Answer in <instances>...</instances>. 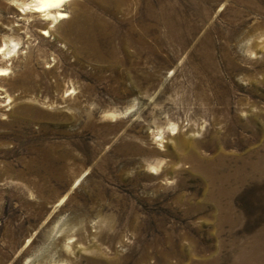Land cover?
<instances>
[{"label": "rangeland", "instance_id": "obj_1", "mask_svg": "<svg viewBox=\"0 0 264 264\" xmlns=\"http://www.w3.org/2000/svg\"><path fill=\"white\" fill-rule=\"evenodd\" d=\"M36 3L0 0V264H264V0Z\"/></svg>", "mask_w": 264, "mask_h": 264}, {"label": "bare ground", "instance_id": "obj_2", "mask_svg": "<svg viewBox=\"0 0 264 264\" xmlns=\"http://www.w3.org/2000/svg\"><path fill=\"white\" fill-rule=\"evenodd\" d=\"M66 0H37V3L34 5L36 12H46V15L49 16L50 9L55 6L61 5ZM59 17L63 18L65 15L63 12L58 13ZM3 70H0L2 72Z\"/></svg>", "mask_w": 264, "mask_h": 264}]
</instances>
